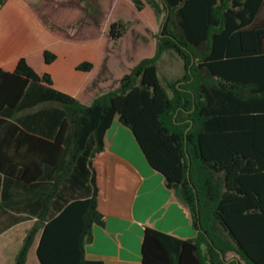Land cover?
<instances>
[{"label":"trees","instance_id":"obj_1","mask_svg":"<svg viewBox=\"0 0 264 264\" xmlns=\"http://www.w3.org/2000/svg\"><path fill=\"white\" fill-rule=\"evenodd\" d=\"M144 1L164 13L157 53L172 50L182 61L183 75L166 87L156 57L89 105L53 89L51 75L24 57L12 72L0 68V174L29 184L16 205L37 219L15 264H26L40 231L39 264H104L86 260L84 249L92 227L103 225L104 136L116 117L188 208L196 232L183 240L145 227L141 264H264V0ZM133 4L143 9L141 0ZM123 34L121 22L110 25L112 40ZM42 59L50 66L57 56L44 50ZM92 69L83 61L74 70ZM26 94L36 105L25 106ZM45 102L61 115L52 138L16 121Z\"/></svg>","mask_w":264,"mask_h":264},{"label":"crops","instance_id":"obj_2","mask_svg":"<svg viewBox=\"0 0 264 264\" xmlns=\"http://www.w3.org/2000/svg\"><path fill=\"white\" fill-rule=\"evenodd\" d=\"M0 36L2 70L12 72L21 57L28 62L23 53L7 55L4 48L8 46L3 40V37L6 39V33L0 31ZM52 88L87 105L97 96L85 100L79 92L54 81ZM35 89L31 87L30 90ZM25 99L29 102L25 105L27 107L37 103V99L29 94L25 95ZM51 107V104L45 102L27 108L16 114V121L28 133L52 138L56 134L61 115ZM104 149L103 194L97 201L103 225L92 227V241L84 249L86 260L101 261L104 264H141L145 227L183 240L195 238L196 232L192 228L188 208L166 188L162 175L149 166L133 134L117 117L105 133ZM61 164L62 161L59 160L58 165ZM41 168L46 176V171L50 168L45 164ZM44 179L41 180L42 183L45 182ZM27 185L29 184H24L15 177L0 174V264H15L28 231L37 222L22 206L16 205V202L23 200L25 187L22 186ZM75 197H84V194L82 195L81 190H76ZM16 218L20 220L17 222ZM40 234L41 231L28 252L26 264H30V261L31 264H39L36 250Z\"/></svg>","mask_w":264,"mask_h":264},{"label":"rangeland","instance_id":"obj_3","mask_svg":"<svg viewBox=\"0 0 264 264\" xmlns=\"http://www.w3.org/2000/svg\"><path fill=\"white\" fill-rule=\"evenodd\" d=\"M141 1L143 9L137 11L133 0H7L0 10V31L6 33L8 46L4 50L7 55L23 53L38 74L49 73L85 100L116 88L147 58L156 57L157 76L166 87L183 75L182 61L172 50L157 53L164 13ZM114 22L124 26L115 41L109 37ZM44 50L57 56L50 66L43 62ZM83 61L93 63L91 72L74 70Z\"/></svg>","mask_w":264,"mask_h":264}]
</instances>
